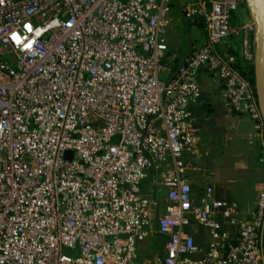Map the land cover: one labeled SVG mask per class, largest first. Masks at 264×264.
<instances>
[{
    "label": "built area",
    "instance_id": "obj_1",
    "mask_svg": "<svg viewBox=\"0 0 264 264\" xmlns=\"http://www.w3.org/2000/svg\"><path fill=\"white\" fill-rule=\"evenodd\" d=\"M247 1L186 6L207 42L174 67L173 0H0V264H264V187L246 221L184 178L203 70L264 151L256 89L237 68L258 58L256 29L234 25ZM230 37L239 59L219 53ZM193 225L211 238L202 255Z\"/></svg>",
    "mask_w": 264,
    "mask_h": 264
},
{
    "label": "crops",
    "instance_id": "obj_2",
    "mask_svg": "<svg viewBox=\"0 0 264 264\" xmlns=\"http://www.w3.org/2000/svg\"><path fill=\"white\" fill-rule=\"evenodd\" d=\"M200 0H173L171 4L170 24L167 28L169 55H176L178 66L183 62L189 47L192 50L202 47L207 42V33L203 21L189 23L184 16L185 7ZM205 1L208 6L210 0ZM176 11L185 26L187 27L186 51L181 50L179 39L173 37L176 28L172 23L174 18L172 12ZM256 15L252 11V6L248 0L240 7V10L234 16L235 26H252L255 29ZM196 30L198 36L194 42L189 37L191 31ZM179 36V35H176ZM253 48H257L256 33L251 32ZM219 53L223 57L234 56L240 58L241 47L237 38L230 37L219 46ZM175 62V63H176ZM198 81L201 87V94L204 90L208 91V106L202 107L201 99L199 103L190 108L191 122L194 125L199 137L198 153L195 156H185L186 170L184 178L189 182L192 188V195L198 201L206 194L208 189H212L214 199L236 204L240 210H243L244 220H250L254 210L255 201L258 193L264 187V151L260 140L251 135L255 133L254 124L250 118L244 114H238L231 110L225 103L223 95V84L221 80L212 75L209 71L203 70L199 73ZM202 112V115H200ZM200 116H202V131L198 128L200 125ZM202 149V169L199 178L195 171L197 165L193 167V159L199 157ZM149 181L143 184V190L149 188ZM251 196L252 202L244 208L239 198ZM228 200H233L228 202ZM161 203V201H160ZM166 202L161 203L162 211L165 209ZM244 208V209H243ZM220 220H222L220 218ZM224 229L235 235L237 228H232L224 224ZM189 233L193 236L197 246L200 248L201 255L206 252L211 242L207 230L193 225L189 228ZM162 240L155 241L153 248L159 247ZM196 255L195 258L201 256ZM151 259L153 256H147Z\"/></svg>",
    "mask_w": 264,
    "mask_h": 264
},
{
    "label": "rangeland",
    "instance_id": "obj_3",
    "mask_svg": "<svg viewBox=\"0 0 264 264\" xmlns=\"http://www.w3.org/2000/svg\"><path fill=\"white\" fill-rule=\"evenodd\" d=\"M249 1L251 3V6H252V11L256 15L255 9H254V7L252 5V0H249ZM178 16L179 15L177 14V12L173 10L172 17L174 18V22L172 23V25L174 26L173 28H176L175 29V32L173 33V37L179 39V45L181 47V50L186 51L187 45H186V40H185V38H186L185 34L187 33V27L185 26V24L183 23V21L181 20V18H179ZM255 25H256V27L258 26L257 18L255 20ZM176 35H179V36H176ZM198 35L199 34H197L196 30H192L191 31V35L189 37L192 39V41L194 42V44H195L194 39ZM208 94H209L208 91L207 90H204V92L202 94V97L203 98L201 99L202 107L203 106H208V104H207V102H208V99H207ZM200 115H202V112H201ZM202 124H203L202 123V116H200V125L198 126V128L200 129V131H202ZM199 153H200L199 154V157H196V159H193V163H192L193 164V167L196 166V165L198 167L197 170L195 171V173H196L195 175H196L197 178H199L200 174H202L201 173V169H202L201 162L203 160L202 157H201L202 149L200 150ZM150 175L152 176V173ZM157 200L161 201V203L166 202V200H167L166 189L164 187H162V186H159L158 187ZM226 200L228 202H232L233 201V200H228V199H226ZM238 201L241 202L242 205H244V208H245V207H248L247 205H250L251 204L252 199H251V196L248 195L245 198H239ZM238 210L240 212H243V210H240L239 208H238Z\"/></svg>",
    "mask_w": 264,
    "mask_h": 264
},
{
    "label": "water",
    "instance_id": "obj_4",
    "mask_svg": "<svg viewBox=\"0 0 264 264\" xmlns=\"http://www.w3.org/2000/svg\"><path fill=\"white\" fill-rule=\"evenodd\" d=\"M252 5L255 9L258 22V26L256 28L258 58L254 66L255 89L258 102L264 116V0H252ZM191 51L192 46L189 47V51L185 59L189 56Z\"/></svg>",
    "mask_w": 264,
    "mask_h": 264
},
{
    "label": "trees",
    "instance_id": "obj_5",
    "mask_svg": "<svg viewBox=\"0 0 264 264\" xmlns=\"http://www.w3.org/2000/svg\"><path fill=\"white\" fill-rule=\"evenodd\" d=\"M188 22L192 23L191 21H188ZM203 24H204V22H203ZM204 27H205V24H204ZM177 66H178V63L176 62L174 67H177ZM237 68L239 69L240 74L243 77H245L247 80H249L252 83V85H254V87H255L254 66L250 65V64H243L242 62H239L237 64Z\"/></svg>",
    "mask_w": 264,
    "mask_h": 264
}]
</instances>
